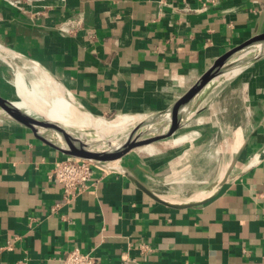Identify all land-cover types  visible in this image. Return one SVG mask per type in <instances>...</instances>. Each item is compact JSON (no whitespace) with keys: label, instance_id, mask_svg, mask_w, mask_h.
Segmentation results:
<instances>
[{"label":"crops","instance_id":"1","mask_svg":"<svg viewBox=\"0 0 264 264\" xmlns=\"http://www.w3.org/2000/svg\"><path fill=\"white\" fill-rule=\"evenodd\" d=\"M263 30L264 0H0V95L38 119L60 97L75 123L139 116L127 125ZM34 137L0 118V264H63L74 247L97 264H264V54L219 76L153 152L93 168L75 196ZM139 185L173 202L212 194L173 207Z\"/></svg>","mask_w":264,"mask_h":264},{"label":"water","instance_id":"2","mask_svg":"<svg viewBox=\"0 0 264 264\" xmlns=\"http://www.w3.org/2000/svg\"><path fill=\"white\" fill-rule=\"evenodd\" d=\"M263 54L264 30L255 32L246 40L220 54L201 73L196 82L166 108L141 118L138 122L113 137L101 140L95 149L86 150L78 147V139L68 133L69 130L65 123L50 118H35L1 95L0 118L29 129L35 139L49 146L61 158L88 161L118 169L120 167L116 163L133 150L145 148L152 142L171 135L180 125L181 119L187 112L196 108L200 99L210 90L219 76L236 70ZM38 128L45 130L46 133L50 131L52 136L46 133L43 136L38 135L36 132ZM81 139L86 140V137H81ZM223 180L224 177L213 183L211 189L216 190ZM139 186L158 202L173 207L197 205L204 202L212 194L210 193L200 200L173 202L158 196L144 188V186Z\"/></svg>","mask_w":264,"mask_h":264},{"label":"bare ground","instance_id":"3","mask_svg":"<svg viewBox=\"0 0 264 264\" xmlns=\"http://www.w3.org/2000/svg\"><path fill=\"white\" fill-rule=\"evenodd\" d=\"M16 81H17L18 87L20 88L22 92L32 95V90H26V89H25L26 91L24 90L23 81L20 76H17ZM17 105H21V104L17 103ZM67 105H68V101L65 100L63 97L56 98L52 100V102H50L49 107L46 111V115L50 119L65 123L67 125L66 126L67 129L69 130L68 133L78 139L79 141L77 142L78 147H80L81 149H86V150L95 149L98 147L99 142L101 140H105L108 137H111V136L113 137L116 134H119L121 132L120 130L124 128V126L122 127L120 125L121 123H123V121H128L131 119L134 120L137 117H139V116H120L117 120L106 121L104 117H101V116L96 117V116L90 115L89 118H87L88 122L75 123L67 119V114H66ZM140 117L143 118V116H140ZM129 125L131 124L129 123ZM37 130L40 131L43 135L46 133V131L41 128H38ZM46 134H48L49 136H52V133L50 131ZM81 137H86V140H82ZM183 139H184V136L176 137L172 140V143L179 144L178 142H181ZM165 142L164 144H166ZM169 144L171 145V143ZM151 146L150 145L146 146L143 149L151 153L155 150V147H151Z\"/></svg>","mask_w":264,"mask_h":264},{"label":"built area","instance_id":"4","mask_svg":"<svg viewBox=\"0 0 264 264\" xmlns=\"http://www.w3.org/2000/svg\"><path fill=\"white\" fill-rule=\"evenodd\" d=\"M13 5H18L19 0H9ZM93 168H98L102 172L108 169L104 165L80 161L75 159L61 158L58 159L52 169V178L62 185L64 195L68 198L77 195L87 187ZM63 264H97L95 255L89 252H83L74 247L64 252L62 256Z\"/></svg>","mask_w":264,"mask_h":264},{"label":"rangeland","instance_id":"5","mask_svg":"<svg viewBox=\"0 0 264 264\" xmlns=\"http://www.w3.org/2000/svg\"><path fill=\"white\" fill-rule=\"evenodd\" d=\"M18 86V85H17ZM20 89V88H19ZM22 92V91H21ZM32 95L34 96V97H36V98H40V96L36 93V92H33V90H32ZM21 104V103H20ZM97 117V116H96ZM120 116H114V115H110V116H104V118H105V120L106 121H114V120H117L118 118H119ZM140 119H138V120H136V121H134L133 123H130L131 125H126V124H123V123H121L120 125L123 127L124 126V128H122L120 131L122 132V131H124L125 129H127V128H129L130 126H132L133 124H135L136 122H138ZM86 122H88L87 120H86ZM117 135V134H116ZM112 137V136H111ZM178 137H180V136H178ZM176 138V137H175ZM136 150H139L138 148L136 149ZM198 167H195V165L191 168V171H190V175H192L193 173H192V171H194L195 173L193 174V175H196L195 177H202V174H206V172L207 171H205V169L206 168H203V167H201V168H198ZM204 170V171H203ZM200 171V172H199Z\"/></svg>","mask_w":264,"mask_h":264}]
</instances>
